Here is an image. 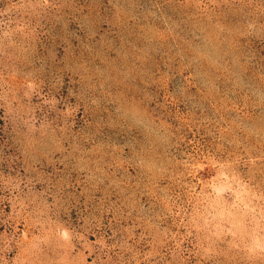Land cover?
Segmentation results:
<instances>
[{
    "label": "rangeland",
    "instance_id": "374dc122",
    "mask_svg": "<svg viewBox=\"0 0 264 264\" xmlns=\"http://www.w3.org/2000/svg\"><path fill=\"white\" fill-rule=\"evenodd\" d=\"M0 264H264V0H0Z\"/></svg>",
    "mask_w": 264,
    "mask_h": 264
}]
</instances>
